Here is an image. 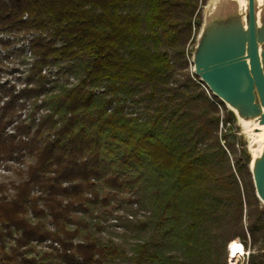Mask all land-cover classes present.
Instances as JSON below:
<instances>
[{
  "label": "trees",
  "instance_id": "trees-1",
  "mask_svg": "<svg viewBox=\"0 0 264 264\" xmlns=\"http://www.w3.org/2000/svg\"><path fill=\"white\" fill-rule=\"evenodd\" d=\"M207 1L0 0V162L22 178L0 183L2 264H228L236 239L264 264L249 161L189 69Z\"/></svg>",
  "mask_w": 264,
  "mask_h": 264
},
{
  "label": "water",
  "instance_id": "water-1",
  "mask_svg": "<svg viewBox=\"0 0 264 264\" xmlns=\"http://www.w3.org/2000/svg\"><path fill=\"white\" fill-rule=\"evenodd\" d=\"M208 0L192 49L193 73L241 127H264V0ZM249 170L264 205V130L252 131Z\"/></svg>",
  "mask_w": 264,
  "mask_h": 264
},
{
  "label": "rangeland",
  "instance_id": "rangeland-1",
  "mask_svg": "<svg viewBox=\"0 0 264 264\" xmlns=\"http://www.w3.org/2000/svg\"><path fill=\"white\" fill-rule=\"evenodd\" d=\"M205 7H206V5H201V12H202L201 27H202L203 21H204V8ZM201 27H200V30H201ZM200 30L198 33L195 32L192 40L187 44V52L189 53V55L190 54L192 55V49L196 45ZM0 49H1V46H0ZM189 69H190V72H193L192 57L189 59ZM2 76L6 77L5 74H2ZM6 78H9V76H7ZM222 111L223 112H222L221 116L223 118L225 130L220 131L221 128L219 125V131H220L219 135L221 136V135L226 134L228 136L226 140L235 146L238 157L241 158L245 162H248V161L250 162V156H251V153L249 151L250 150L249 149L250 136H251L250 130L247 129L246 127H241L238 124V122L236 121L234 113L231 112L227 107H226V110H224L222 108ZM227 114L228 115L230 114V120H228V121H226V119H225V117L227 118ZM224 143H225V141L222 140V144H224ZM28 161L29 160H27V162ZM3 164L7 165V166L11 165V163H9V162L8 163H2L1 165H3ZM14 165H16V164H12L11 166H14ZM16 166H19V165H16ZM2 170H3V166H1V168H0V183L4 182V183L9 184L11 182H20L22 180V178H20L15 173L13 168L5 167V169L3 171ZM107 211L110 212L113 210L110 207L109 209L107 208ZM120 213L123 214L122 212H120ZM116 214H118V212L116 213V211H114V215H108L107 216V224L109 226L111 224V230L109 231V233L103 234V236L106 239L111 238V239H114L116 241H121L118 236L122 235L125 232V227H123L121 224H119V222H117V220L111 219ZM236 240L239 241L243 245V243L239 239H236ZM230 244L231 243H229L226 247L227 256H228V258H227L228 264H231L230 259H229V251H228ZM50 245H52V243L50 241H48V242L45 241L41 245H39V248L44 250V251H49L50 249H48L49 248L48 246H50ZM125 245H126V248L130 247L128 244H125ZM244 250H245V254L242 257H240L239 259H237L235 264H246L248 262L250 254L251 253H259V252L263 251V247H261V245L256 246L254 248H248V249H245V247H244ZM0 264H2V263L0 262ZM117 264H127V263L122 262V263H117Z\"/></svg>",
  "mask_w": 264,
  "mask_h": 264
},
{
  "label": "bare ground",
  "instance_id": "bare-ground-1",
  "mask_svg": "<svg viewBox=\"0 0 264 264\" xmlns=\"http://www.w3.org/2000/svg\"><path fill=\"white\" fill-rule=\"evenodd\" d=\"M260 2H262V0H259ZM242 6L245 5V1L244 0H240ZM244 125H246L247 129H249L250 131H252V135L254 140H260L262 137V133H254L253 130H255L256 128H259V130H264V127H259L258 125H249L247 123H245ZM229 259H230V263L231 264H235L237 259H239L240 257H242L245 254V250H244V246L237 240L231 242L230 246H229Z\"/></svg>",
  "mask_w": 264,
  "mask_h": 264
},
{
  "label": "built area",
  "instance_id": "built-area-1",
  "mask_svg": "<svg viewBox=\"0 0 264 264\" xmlns=\"http://www.w3.org/2000/svg\"><path fill=\"white\" fill-rule=\"evenodd\" d=\"M0 51H2V49H0ZM203 87H205V85H202ZM206 88V87H205ZM206 90H207V88H206ZM218 105V107L220 108V110H221V114H222V107L219 105V104H217ZM220 128H221V130L220 131H222V130H225V127H224V122H223V118H222V116H221V121H220ZM2 163H4V162H0V168H1V166H3V170L5 169V167H6V165H1ZM2 170V171H3ZM114 220V219H113ZM116 220V219H115ZM56 245V244H55Z\"/></svg>",
  "mask_w": 264,
  "mask_h": 264
}]
</instances>
